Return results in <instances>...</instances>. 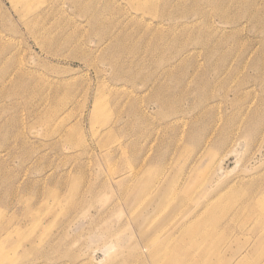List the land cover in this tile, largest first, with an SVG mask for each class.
Segmentation results:
<instances>
[{
	"label": "rangeland",
	"instance_id": "1",
	"mask_svg": "<svg viewBox=\"0 0 264 264\" xmlns=\"http://www.w3.org/2000/svg\"><path fill=\"white\" fill-rule=\"evenodd\" d=\"M90 2L54 9L39 43L0 0V264H107L141 250L153 264L128 201L149 181L148 197L171 196L153 232L160 256L166 233L217 195L216 226L198 220L167 251L172 264H264V196L253 209L264 193V0H162L137 14L128 0ZM156 212L147 204L140 221ZM42 236L50 243L33 251Z\"/></svg>",
	"mask_w": 264,
	"mask_h": 264
},
{
	"label": "bare ground",
	"instance_id": "2",
	"mask_svg": "<svg viewBox=\"0 0 264 264\" xmlns=\"http://www.w3.org/2000/svg\"><path fill=\"white\" fill-rule=\"evenodd\" d=\"M47 0H9V2L11 3L12 10L14 9L16 11V13H18L19 15V25H22L25 30L27 31V34H29V36L31 37H35L36 41H38V39L43 40V41H48L52 36L49 34V32H47V27L44 26V21L49 17L50 13L55 9L59 10H63L65 8V3H70L71 6H75V7H79L82 6V10H84V8H89L90 6V0H49V2L42 6V3H45ZM130 2V4L133 5V9L135 10L134 14H137L138 11H142L146 12L147 10H155L158 7V4L162 2V0H128ZM179 1V0H178ZM112 2V1H111ZM112 4V3H111ZM69 5V6H70ZM91 7V6H90ZM10 9V8H9ZM96 9V8H95ZM89 10V9H88ZM97 10V9H96ZM96 12V11H95ZM12 13V12H11ZM58 13V12H57ZM56 13V14H57ZM14 14V13H13ZM12 14V15H13ZM54 14V13H53ZM55 15V14H54ZM53 15V16H54ZM18 17V16H17ZM50 17L52 18V16L50 15ZM57 18V17H56ZM252 18V17H251ZM55 19V18H54ZM51 20V19H50ZM49 21V19H48ZM47 21V22H48ZM54 22V21H53ZM133 22V21H132ZM174 22V21H173ZM52 23V22H51ZM194 24V23H193ZM141 25V24H140ZM53 26V25H52ZM56 26V25H55ZM106 26V25H105ZM184 26V25H183ZM139 27V26H138ZM51 28V27H50ZM142 28V27H141ZM146 29V28H145ZM141 30V29H140ZM160 30V29H159ZM113 31V30H112ZM144 31V28H143ZM154 31V30H153ZM142 33V32H141ZM111 34V33H110ZM159 34V33H158ZM141 35V34H140ZM127 37V36H126ZM2 38V36H1ZM172 38V37H171ZM9 39V38H8ZM3 41V40H2ZM8 41V40H7ZM109 41V40H108ZM148 41V40H147ZM169 41V40H168ZM13 42V41H12ZM11 42V43H12ZM39 42V41H38ZM3 43V42H2ZM6 43V42H4ZM40 43V42H39ZM44 43V42H43ZM42 43V44H43ZM48 44V43H47ZM6 45V44H5ZM4 45V47H5ZM44 45V44H43ZM104 48V47H103ZM146 49V48H145ZM108 50V49H107ZM176 51V50H175ZM201 51V50H200ZM178 52V51H177ZM176 52V53H177ZM213 52V50H212ZM127 56V55H126ZM8 58V57H7ZM119 59V58H118ZM19 61V60H18ZM15 62V63H18ZM109 61V60H108ZM8 62V61H7ZM110 62V61H109ZM108 62V63H109ZM118 62V61H117ZM6 63V62H5ZM22 63V62H21ZM116 63V62H115ZM114 63V64H115ZM163 64V63H162ZM3 65V63H2ZM15 65V64H14ZM20 65V63L18 64ZM18 68V67H17ZM16 70V69H15ZM7 71V70H6ZM10 71V70H9ZM17 71V70H16ZM15 71V72H16ZM24 71V69H23ZM21 71V72H23ZM14 71H12L11 74H13ZM14 72V73H15ZM20 73V71H19ZM25 73V72H24ZM21 75V74H20ZM7 76V75H6ZM129 76V75H128ZM10 78V77H9ZM23 79V78H22ZM16 80V79H15ZM7 81V80H6ZM10 81V80H9ZM18 81V80H17ZM48 81V80H47ZM53 82V81H52ZM62 82V81H60ZM59 82V83H60ZM65 82V81H64ZM63 82V83H64ZM7 83V82H6ZM220 83V82H219ZM34 84V83H33ZM42 84V83H41ZM55 84V83H54ZM66 84V82H65ZM51 85V84H49ZM2 86V85H1ZM5 86V85H4ZM43 86V84L41 85ZM53 86V85H52ZM58 86V85H57ZM63 86V84H61V87ZM70 86V84L68 85V87ZM44 87V86H43ZM42 87V88H43ZM46 87V86H45ZM48 87V86H47ZM51 87V86H50ZM49 87V88H50ZM56 87V86H55ZM54 87V88H55ZM67 87V86H66ZM3 88V87H2ZM31 88V87H30ZM40 88V87H39ZM58 88V87H57ZM63 88V87H62ZM70 88V87H69ZM33 89V87H32ZM47 89V88H46ZM66 89V88H65ZM1 90V89H0ZM29 90V88H28ZM31 90V89H30ZM38 90V89H37ZM49 90V89H48ZM55 90V89H54ZM53 90V91H54ZM68 90V89H67ZM32 91V90H31ZM52 91V92H53ZM57 91V90H56ZM55 91V92H56ZM59 91V90H58ZM3 92V91H2ZM1 92V93H2ZM5 92V91H4ZM28 92V91H27ZM37 92V91H36ZM54 92V94H55ZM6 93V92H5ZM30 94V92H28ZM26 93V94H28ZM35 94V93H34ZM46 94V93H45ZM53 94V95H54ZM58 94V92L56 93ZM32 95V94H31ZM36 95V94H35ZM59 95V94H58ZM4 96V93H3ZM1 96V97H3ZM28 96V95H27ZM44 96V95H43ZM42 96V97H43ZM55 96V95H54ZM33 97H35L33 95ZM46 97V96H45ZM49 97V96H48ZM47 97V98H48ZM53 97V96H52ZM51 97V98H52ZM210 97V96H209ZM50 98V99H51ZM55 98V97H54ZM52 98V99H54ZM59 98V96L57 97ZM56 98V99H57ZM207 98V97H206ZM3 99V98H2ZM1 99V100H2ZM41 99V98H40ZM51 99V100H52ZM27 100V99H26ZM29 100V99H28ZM43 100V99H41ZM39 100V101H41ZM46 100V99H45ZM50 100V101H51ZM204 100V99H203ZM31 101V100H30ZM38 101V102H39ZM57 101V100H56ZM26 102V101H25ZM28 102V101H27ZM32 102V101H31ZM46 102H48L46 100ZM37 103V102H36ZM35 103V104H36ZM41 103V102H40ZM45 103V102H44ZM32 104V103H30ZM34 104V103H33ZM34 104V105H35ZM46 104V103H45ZM97 104V103H96ZM29 106V105H28ZM37 106V105H36ZM43 106V105H42ZM98 106H100L98 104ZM41 107V106H40ZM33 108V106H32ZM42 108V107H41ZM55 108V107H54ZM34 109V108H33ZM29 110V108H28ZM32 110V109H31ZM41 110V109H40ZM33 111V110H32ZM56 110L52 108V111H48L44 117L47 120H50L51 117L53 116V112H55ZM37 112V111H35ZM29 113V112H28ZM38 113V112H37ZM36 113V114H37ZM40 113V112H39ZM32 114V113H31ZM35 115V114H33ZM96 115L100 116V112L99 110L96 111ZM32 116V115H30ZM36 116V115H35ZM39 117V116H38ZM62 119V118H61ZM104 120L106 121V118H104ZM54 128V127H53ZM69 128V127H68ZM52 129V128H51ZM53 130V129H52ZM59 130V129H58ZM52 132V131H51ZM67 132V131H66ZM70 132V131H69ZM50 134V133H49ZM61 134V133H60ZM64 134V133H63ZM226 136V135H225ZM225 141V140H224ZM132 172V171H131ZM134 172V171H133ZM137 173V171H135ZM135 176V175H134ZM137 177V176H136ZM117 183L120 182H125V181H116ZM159 183V182H158ZM154 184L155 181H149L144 182V187L140 188L138 187L140 193L136 196H133L132 198H129L128 201H131V218L132 220L137 223L138 226H140V236L144 237L145 242H144V250H148L149 252V258L152 260L153 264H172L176 259H177V253L174 254H169L167 251H170L171 246L175 247L176 250H178V242L179 239L183 238L185 233H188L187 230H191L193 229V227L195 226V224L198 222V220L202 221V223L199 225V227H202L201 230L207 229L209 227H214L216 226L218 219L214 218V211L217 208L218 205V201L216 198V196L208 199L201 205L199 210L190 217V219H188L186 222L181 223L179 225L176 226L175 232L172 234L167 235L168 233H166L165 235V239H164V245H166V250L164 251V258L162 256H160V253L157 252L158 249V243L160 241H156L155 239L158 237L157 235H155L153 232L155 230V228L158 226V221L159 218L157 216V213L160 212L162 209L165 208V206L168 204V202H170L171 200V196L168 194V191L164 190V187H160L159 189H157L155 191V195H153L152 197H148L152 191L154 190ZM19 186V184H17ZM123 186V185H121ZM124 187V186H123ZM125 188H128V186H126ZM77 190V189H76ZM174 190L176 191L177 189L174 188ZM186 190L188 191L189 189L186 188ZM78 191V190H77ZM15 192V191H14ZM209 193V192H207ZM206 193V194H207ZM16 194V193H14ZM13 195V193L11 194ZM209 195V194H208ZM39 196V195H38ZM264 196V193H262L258 198L255 199L254 201V206L253 209L257 210L259 207L262 206V197ZM210 197V196H209ZM156 199V200H155ZM155 203V209H156V215L154 216V221H152L150 224L145 225L143 223V221H140L139 218V211L141 208L146 207L147 204L150 205L152 203ZM74 205H77V202L75 201ZM149 231H151L152 233L149 234ZM44 243H50V240L48 237H43L42 236V241L40 243H36L35 240L31 242L32 247L31 249L33 251L35 250H40L42 248V245ZM157 243V244H156ZM2 245H0L1 247ZM156 246V249L154 250ZM48 249V248H47ZM141 249V248H140ZM168 254V255H167ZM29 257L26 258L25 255H22V263L21 264H26L25 261H28ZM48 258V257H46ZM190 260H187L184 264H201L200 261H194L193 260V255L189 256ZM146 259V253H144V251H139L137 252L134 256H127L124 259H120V258H112L110 260V262H107V264H144ZM243 262V261H242ZM176 263H179V261H177ZM241 263V261H240ZM29 264V263H27ZM39 264V263H36ZM183 264V263H182ZM241 264H244L241 263Z\"/></svg>",
	"mask_w": 264,
	"mask_h": 264
}]
</instances>
